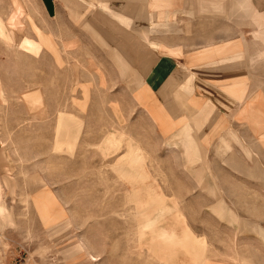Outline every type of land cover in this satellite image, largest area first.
I'll use <instances>...</instances> for the list:
<instances>
[{"label": "crops", "instance_id": "obj_1", "mask_svg": "<svg viewBox=\"0 0 264 264\" xmlns=\"http://www.w3.org/2000/svg\"><path fill=\"white\" fill-rule=\"evenodd\" d=\"M63 1L72 7V0ZM88 1L86 25L101 34L117 55L114 60L111 58L103 63L124 66L134 73L138 82L133 85V75L119 74V86L131 92L133 105L130 110H123V116L129 117L126 123L137 130L133 134L140 140L130 143L151 145L152 159L166 149L168 153L178 154V159L185 163L184 168L174 174L183 178L179 179L182 201L196 199L200 202L199 208L243 210L238 213L237 223L243 228L247 225L246 229L250 231L238 232L239 236L232 240L264 241V0ZM36 2L43 16L48 18L57 13L56 0ZM101 16L111 17L110 24L99 22L97 18ZM31 21L35 26L32 18ZM4 26V35L0 33V36L9 38L7 42L12 43L15 34L10 29V35ZM143 42L150 45L147 56L140 46ZM19 45L35 55L40 53L43 45L55 48L51 35L40 41L24 37ZM30 48L39 50L35 53ZM0 95L5 97L2 87ZM29 102L32 104V100ZM68 118L69 115H59L66 131L58 144L73 148L76 140L70 136L72 127H69ZM122 124L120 121V127ZM112 130L111 126L104 128L103 145L111 137ZM114 134L121 148L114 155L104 149L105 162L122 157L129 142L127 132L122 128ZM135 162L133 156L124 164L130 167ZM26 170L24 176L29 177L31 171ZM117 170L127 178L130 175L135 182L144 181L143 173L128 174L124 165ZM13 175L11 159L3 152L0 155V183L7 194L4 197L2 192V198L10 213L0 200V228L3 227L0 229V264H11L23 252L27 256L32 254L26 231L31 226V207L27 217H23L21 212L26 215L28 202L15 203L8 195L12 194L13 198L22 192L26 196L32 190L30 184L14 186ZM45 175L40 173V177ZM36 180L43 182L40 178ZM45 186H40L41 193ZM58 191L56 188L55 192ZM140 195L135 188L131 198L137 201ZM36 199L44 221L53 228L52 231L69 224L70 218L64 219L66 210L50 190L43 195L44 201L39 203L38 196ZM149 199L143 209L167 210V216L156 220L161 226L157 233L143 231V237L150 238L152 249L165 251L162 259L167 264H173L175 260L169 256V250L178 247L189 248L195 255L180 249L175 254L182 258L178 264H192V256L194 264H200L203 257L208 258L202 264H264V249L204 250V240L201 243L191 233L168 226V215L174 209L166 203L165 194L150 190ZM43 218L38 217V220ZM253 226L262 227L263 230H259L263 232L256 234L252 231ZM155 241H158L157 245ZM82 245L85 248H80ZM83 250L90 253L89 259L86 262L82 258L83 261L78 260L76 264H95L100 254L93 252L85 240L67 248L65 254ZM79 253L69 257L86 255ZM242 257L263 258L245 260Z\"/></svg>", "mask_w": 264, "mask_h": 264}, {"label": "rangeland", "instance_id": "obj_2", "mask_svg": "<svg viewBox=\"0 0 264 264\" xmlns=\"http://www.w3.org/2000/svg\"><path fill=\"white\" fill-rule=\"evenodd\" d=\"M72 2L71 7L63 0H56L57 13L47 18L36 0H0L2 22L10 35V29L15 34L12 43L7 42L9 38L0 36V88L5 94V97L0 95V155L4 152L11 159L15 170L14 186L30 184L32 190L26 196L22 192L13 198L8 194L15 203H29H26V215L21 212L23 217H27L31 207V226L26 230L27 243L32 249V254L27 256L28 263L76 264L82 258L87 262L90 254L87 250L81 252L86 254L84 256L69 257L79 252L65 254L67 248L85 240L93 252L100 254L98 260L94 259L97 262L91 260L95 264H167L162 259L165 251L152 249L150 238L143 237V231L157 233L161 226L156 220L167 216V210L143 209L150 200V190L165 194L166 203L174 209L168 215V226L191 233L201 243L204 240V250H263L264 241L232 240L239 236L238 232L249 230L247 225L243 228L237 223L238 213L243 210L199 208L200 202L196 199L182 201L179 179L183 178L174 174L183 169L185 163L178 159V154L168 153L166 149L152 159L151 145L130 143L139 139L133 134L137 130L126 123L129 117L123 116L133 105L131 92L119 86V74L133 75V85L138 82L134 73L124 66L103 63L114 60L116 51L93 27L86 25L90 1ZM110 18L101 16L97 20L110 24ZM102 27L108 28L107 25ZM48 35L52 36L55 48L43 45L38 55L26 52L19 45L24 37L40 41ZM140 46L144 55L150 54L149 44L143 42ZM60 113L70 117V136L76 140L73 148L58 144L66 131L60 123ZM120 121L124 123L122 127ZM109 126L113 133L103 145L104 128L109 129ZM119 128L128 135L125 154L105 162L104 149L114 155L121 148L114 134ZM133 156L136 162L126 166L124 163ZM120 165L125 166L128 174L143 173L144 181L135 182L130 175L127 178L120 174L117 170ZM27 168L31 171L29 177L24 176ZM41 172L45 177H40ZM36 178L43 182L39 183ZM41 185H46L42 193ZM135 188L141 194L137 201L131 198ZM48 190L66 210L64 219L70 218L69 224H63L57 231L46 225L37 205V196L39 203L44 201L43 195ZM2 192L7 196L0 183V200L10 213ZM38 217L43 218L42 224ZM28 218L30 222V216ZM252 228L256 234L263 232L262 227H259L262 230L257 226ZM157 242L154 243L157 245ZM180 249L193 254V250L184 247L169 250V256L175 258L173 264H178L181 258L175 255ZM194 256L190 258L192 264ZM207 258L203 257L200 264ZM242 258L261 260L263 257Z\"/></svg>", "mask_w": 264, "mask_h": 264}, {"label": "built area", "instance_id": "obj_3", "mask_svg": "<svg viewBox=\"0 0 264 264\" xmlns=\"http://www.w3.org/2000/svg\"><path fill=\"white\" fill-rule=\"evenodd\" d=\"M11 264H29L27 254L23 252L21 255L16 256Z\"/></svg>", "mask_w": 264, "mask_h": 264}, {"label": "bare ground", "instance_id": "obj_4", "mask_svg": "<svg viewBox=\"0 0 264 264\" xmlns=\"http://www.w3.org/2000/svg\"><path fill=\"white\" fill-rule=\"evenodd\" d=\"M4 30H5V26H4V24L2 22V19L0 17V33L3 34V35H4ZM32 49H34V51L38 50L37 48H32Z\"/></svg>", "mask_w": 264, "mask_h": 264}]
</instances>
